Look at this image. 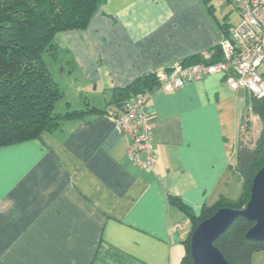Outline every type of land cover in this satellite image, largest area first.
<instances>
[{
    "label": "crops",
    "instance_id": "obj_1",
    "mask_svg": "<svg viewBox=\"0 0 264 264\" xmlns=\"http://www.w3.org/2000/svg\"><path fill=\"white\" fill-rule=\"evenodd\" d=\"M236 12L230 23L208 0H105L85 29L54 35L44 61L67 80L60 114L104 113L0 147V264H182L191 224L170 198L199 215L240 196L237 146L259 121L248 92L222 74L146 92L151 171L129 161L128 140L105 112L114 89L217 46Z\"/></svg>",
    "mask_w": 264,
    "mask_h": 264
},
{
    "label": "trees",
    "instance_id": "obj_2",
    "mask_svg": "<svg viewBox=\"0 0 264 264\" xmlns=\"http://www.w3.org/2000/svg\"><path fill=\"white\" fill-rule=\"evenodd\" d=\"M105 0H0V147L37 139L42 133L57 130L69 119L82 118L87 113L101 114L95 108L54 113L62 93L56 86L44 61V54L53 48V37L59 32L83 30ZM228 34V33H227ZM225 34L224 36H227ZM223 36V37H224ZM211 57L193 55L181 64L212 63L219 60L218 45L209 50ZM160 85L159 73L153 72L134 80L122 89L112 91L111 117L120 106L138 93H146ZM250 109L261 123L254 142L245 141L249 126L239 141L236 166L242 183L241 194L235 200L219 198L211 206H203L199 215L188 211L177 197V204L186 214L191 230L185 243L182 264H193L190 257V237L197 225L220 208L245 207L250 187L257 171L264 165V97H250ZM253 225L238 217L215 240L214 244L228 264H252L254 254L264 251V241L245 237Z\"/></svg>",
    "mask_w": 264,
    "mask_h": 264
},
{
    "label": "built area",
    "instance_id": "obj_3",
    "mask_svg": "<svg viewBox=\"0 0 264 264\" xmlns=\"http://www.w3.org/2000/svg\"><path fill=\"white\" fill-rule=\"evenodd\" d=\"M239 20L218 43L219 60L212 63H176L167 75L159 74L158 89L174 91L189 81L222 74L232 90L243 89L250 97H264V0H229ZM211 57L210 51L200 55ZM147 95L138 93L114 114L115 129L128 140L127 157L141 169L151 171L156 164L152 146L154 116L144 108ZM176 228L182 227L176 224Z\"/></svg>",
    "mask_w": 264,
    "mask_h": 264
},
{
    "label": "water",
    "instance_id": "obj_4",
    "mask_svg": "<svg viewBox=\"0 0 264 264\" xmlns=\"http://www.w3.org/2000/svg\"><path fill=\"white\" fill-rule=\"evenodd\" d=\"M238 217L253 223L245 234L248 240L264 241V165L252 180L250 197L245 207L220 208L194 229L189 242L193 264H228L214 242Z\"/></svg>",
    "mask_w": 264,
    "mask_h": 264
},
{
    "label": "rangeland",
    "instance_id": "obj_5",
    "mask_svg": "<svg viewBox=\"0 0 264 264\" xmlns=\"http://www.w3.org/2000/svg\"><path fill=\"white\" fill-rule=\"evenodd\" d=\"M208 4L213 5L214 11L217 14H222V15L227 14V16H228L227 22L235 23V21L237 19V12H236L235 6L231 2H229L228 0H208ZM51 75H52L54 82L56 83L57 88L62 93V89H64V85L67 83L65 76L60 74V69L56 70L55 68L52 69ZM61 99H59L56 102V105L54 106V109H53L54 113L62 112L59 110V109L62 110V107H63L62 106L63 100H61ZM244 113L249 115V117H252V114L248 110H245ZM238 119L239 118H237V120ZM248 124H249V130H248V133H246L247 138H245V141L253 142L254 138L255 137L257 138L259 135V132L261 129V123L257 120V118L256 119L253 118ZM234 125H235L234 126L235 127V134L238 136L239 130H238L237 121L236 122L234 121ZM236 191H237V189L235 186L232 194H234ZM183 223L185 224V228L188 229L189 222L186 219H184ZM252 264H264V251L258 252V253L253 255Z\"/></svg>",
    "mask_w": 264,
    "mask_h": 264
}]
</instances>
